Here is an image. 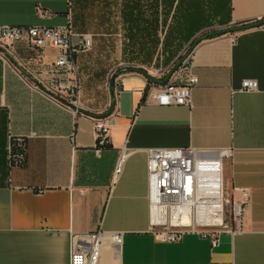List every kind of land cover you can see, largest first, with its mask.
I'll return each mask as SVG.
<instances>
[{
	"label": "crops",
	"instance_id": "0c3cea01",
	"mask_svg": "<svg viewBox=\"0 0 264 264\" xmlns=\"http://www.w3.org/2000/svg\"><path fill=\"white\" fill-rule=\"evenodd\" d=\"M126 1L132 0L92 1L90 20L73 11V0H0V25H70L76 34L90 35L91 26L95 33L118 32L127 40ZM134 1L144 4L145 16L147 2H159L163 12L158 9L156 16L163 28L169 9L163 3L172 0ZM178 1L168 20L195 9L196 0H183L182 10ZM227 1L225 11L216 14L219 31L264 19V0ZM204 9L196 34L213 26ZM181 23L180 31L186 25ZM87 51L76 54L78 110L39 80L63 75L53 65L57 48L16 43L12 52H0V264H69L72 237L100 228L123 233V242L117 252L106 243L98 264H264V25L229 30L195 45L192 63L199 82L190 106L149 101V78L156 86L163 79L125 69L108 79L105 102L94 107L82 91L80 64ZM246 79L256 80L257 89H244ZM105 113L112 126L99 156L93 118ZM11 138L25 141L24 164H9ZM190 147L203 157L230 149L226 186L237 199L241 193L234 188L249 192L242 229L222 230L216 245L212 235L189 232L163 242L153 231L147 150Z\"/></svg>",
	"mask_w": 264,
	"mask_h": 264
},
{
	"label": "built area",
	"instance_id": "2783aa9c",
	"mask_svg": "<svg viewBox=\"0 0 264 264\" xmlns=\"http://www.w3.org/2000/svg\"><path fill=\"white\" fill-rule=\"evenodd\" d=\"M16 43H25L33 49L52 46L59 50L53 65L57 70H62L63 75L55 73L48 79L39 80L58 99L80 109L81 86L76 54L91 49L92 35L76 34L70 25H0V52H12ZM192 60L193 51L185 54L168 72H164L161 79H166L158 86L149 82L152 88L147 95L148 100L163 106H190L193 89L199 82L193 71ZM242 86L246 90H256L258 83L246 79ZM93 123L95 152L100 156L103 147L109 144L112 121L109 116H98L93 118ZM22 145V140L10 139L8 160L11 166L25 160L26 153L15 150L16 146ZM230 156V149L222 150L217 157H203L193 147L147 150L151 222L159 240L176 242L186 233L194 232L203 236L212 235L213 244L216 245L222 230L234 232L242 229L249 192L234 188L241 193L239 199L230 194L224 178V160ZM123 157L117 171L121 168ZM203 199L218 200L217 206L212 208H216L221 219L214 222V225L201 227L196 224L197 207ZM185 215L193 219L191 224L183 222L182 216ZM122 242L123 233H108L102 228L77 234L72 237L69 264H98L106 243H110L117 252Z\"/></svg>",
	"mask_w": 264,
	"mask_h": 264
},
{
	"label": "rangeland",
	"instance_id": "374dc122",
	"mask_svg": "<svg viewBox=\"0 0 264 264\" xmlns=\"http://www.w3.org/2000/svg\"><path fill=\"white\" fill-rule=\"evenodd\" d=\"M92 1L94 3L95 0H73V11L75 13L82 12L89 16L91 20ZM213 4L214 0H202L201 2L202 8L205 6L206 14L211 15L209 16L211 19L210 25L213 26L206 28L205 31L207 32H215L221 29L218 25L219 21ZM111 9L115 10L113 3ZM159 10L161 13L163 12L161 6ZM175 20L169 18L168 25L159 29L160 43L155 53L151 57H146L147 59H144V54L139 55L132 52L131 43L125 40L122 33L99 34L93 32L92 27L89 26L88 33H91L94 43L92 49L83 54L80 64L81 82L82 91L88 93L89 102L94 107H102L104 104L108 91L107 84L109 80L111 81L110 77L112 75L115 76L127 68L135 67L147 71L153 78L160 79L164 76V72H168L167 70L178 63L180 57L187 52L192 40L198 38L202 33L194 35L192 39L187 34L181 35L182 19L178 20L177 18ZM172 22H174V25ZM170 23L171 26H169ZM166 41H168V44H166ZM147 45L151 46L152 42L146 41ZM135 47L138 50L139 46Z\"/></svg>",
	"mask_w": 264,
	"mask_h": 264
},
{
	"label": "trees",
	"instance_id": "16d2710c",
	"mask_svg": "<svg viewBox=\"0 0 264 264\" xmlns=\"http://www.w3.org/2000/svg\"><path fill=\"white\" fill-rule=\"evenodd\" d=\"M176 0L164 2L163 4L169 6V9H164V17H163V25L166 26L167 20H168V15L167 13H170ZM202 0H196L194 3V8L192 9L189 13L188 16L182 17V19L185 20V26L183 27V30L180 31V34H187V36H191L190 39L196 34L194 32L195 29L201 28V22L204 20V15L202 11V6H201ZM147 9L149 10V14L147 16L144 15V11L142 9L140 13V7H144V4L141 3V1H126L123 2V19L127 23L126 32H125V37L126 39L131 43L130 47L133 49L132 52H136L139 55L144 54L145 58L146 57H151L152 54L155 53L159 43H160V37H159V15L156 16V12L159 9V2L155 1H148L147 2ZM186 2L183 0H179L177 3V9L178 7L182 10V8H185ZM229 6V3L227 0H214V11L216 14H220L224 11V9ZM164 8V7H163ZM182 12V11H181ZM177 18V17H176ZM264 25V19L258 22H255L254 24L251 25H243L240 28L234 29H226L218 32H205L201 34L198 38L192 41L190 44L187 52L193 51L195 45L201 41L202 39L213 37L219 34H222L224 32H227L229 30H241L245 29L246 27L250 26H261ZM189 39V38H188ZM189 39V40H190ZM146 41H151L152 45L151 46H146ZM166 44H168V41H166ZM139 46L138 50H136L135 46ZM183 54L180 57V60L185 56ZM131 70H138V71H144L143 69H138V68H127L125 71H131ZM164 81L166 77L163 78ZM152 78H149V82H151ZM107 114H102L101 116H106ZM22 146H16L15 150L18 151H23L26 153V143L24 140H22ZM26 161V158L24 161H21L19 163H13V165H19V164H24Z\"/></svg>",
	"mask_w": 264,
	"mask_h": 264
},
{
	"label": "bare ground",
	"instance_id": "6f19581e",
	"mask_svg": "<svg viewBox=\"0 0 264 264\" xmlns=\"http://www.w3.org/2000/svg\"><path fill=\"white\" fill-rule=\"evenodd\" d=\"M218 204V200H207L203 199L197 207V215H196V224L201 227L214 225V222L217 220L220 221L221 216L216 212V207ZM183 222L186 224H191L193 219L189 215L182 216ZM219 224V223H218ZM216 224V225H218Z\"/></svg>",
	"mask_w": 264,
	"mask_h": 264
},
{
	"label": "water",
	"instance_id": "95a60500",
	"mask_svg": "<svg viewBox=\"0 0 264 264\" xmlns=\"http://www.w3.org/2000/svg\"><path fill=\"white\" fill-rule=\"evenodd\" d=\"M240 27H242V26L235 27L234 29H237V28H240ZM188 53H189V52H188ZM154 81H156V80L154 79ZM156 82H157V81H156ZM158 82H162V81L158 80Z\"/></svg>",
	"mask_w": 264,
	"mask_h": 264
}]
</instances>
